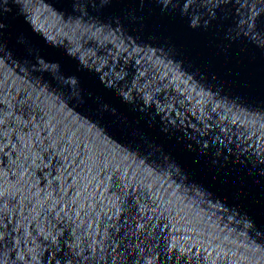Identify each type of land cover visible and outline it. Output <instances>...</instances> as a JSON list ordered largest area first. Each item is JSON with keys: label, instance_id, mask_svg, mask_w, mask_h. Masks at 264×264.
Masks as SVG:
<instances>
[{"label": "water", "instance_id": "95a60500", "mask_svg": "<svg viewBox=\"0 0 264 264\" xmlns=\"http://www.w3.org/2000/svg\"><path fill=\"white\" fill-rule=\"evenodd\" d=\"M67 3L0 0V262L264 264V0Z\"/></svg>", "mask_w": 264, "mask_h": 264}, {"label": "snow or ice", "instance_id": "6c2138e0", "mask_svg": "<svg viewBox=\"0 0 264 264\" xmlns=\"http://www.w3.org/2000/svg\"><path fill=\"white\" fill-rule=\"evenodd\" d=\"M97 2L98 0H68V3L66 5L57 4L56 7L57 8L64 7L71 9L73 6H77L78 14L87 16L89 14L94 15L96 13ZM181 2L185 5V7H188L191 6L193 3L198 2V0H181ZM116 3L117 0H99V5L101 6L100 7L101 9L108 8L110 6H115ZM162 3L167 5L169 3V0H162ZM207 3L211 7H209L206 10V15L216 16L219 14L220 8L226 4V0H207ZM213 9H215V11H213ZM100 12L104 14L102 11ZM244 25L247 29V32L249 33L264 34V9H261L260 11H257L256 9H252L249 13H246V19L244 21ZM5 30H6L5 23L0 22V35H2ZM2 85H3V81H0V94H2ZM0 104H3L2 100H0ZM3 127H4V119L2 116H0V134H3ZM204 148H207V145H204ZM4 195L5 193L3 189L0 188V198H3ZM79 195L80 193L79 191H77L76 196L78 197ZM71 203L75 205L76 199L73 198ZM67 206L68 205L66 204L65 207ZM80 207L83 208V205H80ZM61 211L64 212L65 216H67L69 220H72V216H70L69 213L65 211V208H61ZM76 215L79 216V212H77ZM73 235H75V232H73ZM2 239H3V234L0 233V240ZM77 239H79V237H77ZM101 251H103V249H101ZM0 264H2V262H0Z\"/></svg>", "mask_w": 264, "mask_h": 264}]
</instances>
